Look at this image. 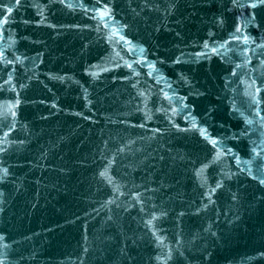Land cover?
I'll return each instance as SVG.
<instances>
[{"label":"water","instance_id":"obj_1","mask_svg":"<svg viewBox=\"0 0 264 264\" xmlns=\"http://www.w3.org/2000/svg\"><path fill=\"white\" fill-rule=\"evenodd\" d=\"M261 179L264 3L0 0V264H264Z\"/></svg>","mask_w":264,"mask_h":264},{"label":"snow or ice","instance_id":"obj_2","mask_svg":"<svg viewBox=\"0 0 264 264\" xmlns=\"http://www.w3.org/2000/svg\"><path fill=\"white\" fill-rule=\"evenodd\" d=\"M233 3L235 4V3H236V0H233ZM259 3H264V0H259ZM3 7H7V6H3ZM106 7H107V6H106ZM249 7H253V8H254V7H256V4H255V3H252V4L249 5ZM11 11H12V8H11V7H7V12H11ZM107 14H108L107 11L101 13V15H107ZM240 27H241L240 24H237V25H236V29H235L236 32H239V31H240ZM233 38H235V37H233ZM245 39L247 40V37H246ZM204 47H205V48L208 47L207 42H205ZM213 51L215 52L216 49L214 48ZM173 111H174V110H173ZM13 115H15V113H13ZM191 127L195 128V127H196V124L193 123V124L191 125ZM200 133H201L202 136H204L206 139H208V142H209L210 144H212L213 147L216 146L217 141H216L214 138H209V137H208V134H207V132H206L205 129L201 128V129H200ZM230 151H231V150L229 149V152H230ZM219 158H220L219 153L214 154V159H219ZM202 167H207V165H202ZM198 174H199V173H198ZM101 175L103 176L104 173L102 172ZM260 183H261V184H264V179H261V180H260ZM217 187H220L219 183H217Z\"/></svg>","mask_w":264,"mask_h":264}]
</instances>
